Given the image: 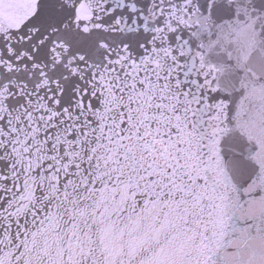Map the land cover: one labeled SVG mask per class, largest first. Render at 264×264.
Here are the masks:
<instances>
[{
    "label": "snow or ice",
    "instance_id": "obj_1",
    "mask_svg": "<svg viewBox=\"0 0 264 264\" xmlns=\"http://www.w3.org/2000/svg\"><path fill=\"white\" fill-rule=\"evenodd\" d=\"M0 264H264V0H0Z\"/></svg>",
    "mask_w": 264,
    "mask_h": 264
}]
</instances>
